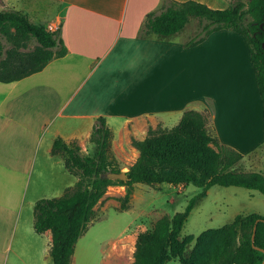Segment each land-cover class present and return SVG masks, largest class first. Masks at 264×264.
Wrapping results in <instances>:
<instances>
[{
	"label": "crops",
	"instance_id": "1",
	"mask_svg": "<svg viewBox=\"0 0 264 264\" xmlns=\"http://www.w3.org/2000/svg\"><path fill=\"white\" fill-rule=\"evenodd\" d=\"M194 1L224 9L231 0ZM163 3L0 0V10L22 11L33 22L58 30L67 48L40 71L0 82V175H8L12 184L11 195L0 201V240L22 237L28 229L22 210L34 170L39 192L45 194L31 192L30 205L74 185L63 159L51 153L53 142L60 137L86 147L99 117L105 118L115 143L125 137L142 140L157 125L172 128L185 111L196 110L207 114V125L222 145L245 158L262 149V103L245 38L219 30L185 47L191 35L142 34L147 15L159 13ZM238 215L245 214L233 219ZM34 236V251L49 253L51 232Z\"/></svg>",
	"mask_w": 264,
	"mask_h": 264
},
{
	"label": "trees",
	"instance_id": "2",
	"mask_svg": "<svg viewBox=\"0 0 264 264\" xmlns=\"http://www.w3.org/2000/svg\"><path fill=\"white\" fill-rule=\"evenodd\" d=\"M190 17L204 23L185 47L199 44L219 30H231L245 38L264 123V0H231L224 9H213L194 0H164L159 13L147 15L141 33L168 38L179 33ZM31 43H35L32 48ZM66 52L58 30H48L22 11L0 10V82H14L38 72ZM112 139L105 118L99 117L89 137L94 146L91 154H84L76 142L66 143L60 137L53 142L52 155L63 159L76 181L62 195L40 198L34 204V231L51 232L52 264H71L76 242L93 220L95 207L108 187L125 186V195L119 199L120 209L125 210L135 184L194 185L201 191L189 200L184 211L161 216L138 235L132 264H164L170 256L180 257L182 264H264V216L254 213L238 215L222 227L205 231L189 256L184 257L185 242L192 237L180 238L183 226L210 187L237 186L264 195V174H242L231 169L243 156L211 136L201 112L185 111L176 126H157L150 128L142 140L131 138L138 157L126 171L125 180L107 177L108 173L121 172L112 157ZM211 143L219 150H214ZM209 236L215 238V244L206 256L200 257Z\"/></svg>",
	"mask_w": 264,
	"mask_h": 264
},
{
	"label": "rangeland",
	"instance_id": "3",
	"mask_svg": "<svg viewBox=\"0 0 264 264\" xmlns=\"http://www.w3.org/2000/svg\"><path fill=\"white\" fill-rule=\"evenodd\" d=\"M203 23L204 21L198 18L190 17L184 28L175 35L181 38L193 36L201 29ZM228 33L235 35L232 31H228ZM237 37L244 40L241 36ZM3 43L8 47L6 41L3 40ZM34 44L31 43L30 48ZM201 113L206 117L208 132L214 139H217L214 130L207 125V114ZM126 139L128 138H119L115 143H112L111 147L112 157L117 161L121 171H127L138 157L131 141ZM218 143L222 145L219 141ZM210 146L216 151L219 150L212 143ZM84 147H82L84 154L93 152L94 146L89 141ZM231 169L242 174L253 172L264 174V149L257 150L246 158L243 157L240 161L235 162ZM30 183V190L22 210L23 217L28 216L27 233L25 232L22 237L16 236L14 240L13 235L0 240V264H52L49 253H36L34 246L31 245L34 243L30 237H35L33 230L34 205L29 203L32 198L31 192L34 195L45 193L39 192L35 170ZM11 187L12 184L8 175L1 174L0 201L3 196L7 198L11 195ZM200 191L201 189L194 185L185 187L170 184H135L126 209L121 210L119 199L125 195V186H110L104 197L96 205L93 220L76 242L72 255L73 264H132L138 235L151 228L161 216H173L177 212L184 211L189 200ZM236 213L264 214V195L257 190L243 187L213 186L207 198L203 199L190 212L183 226L180 238L183 240L189 236L192 237L191 240L185 242L184 257H188L193 251L197 239L202 233L231 222ZM208 238L201 250L200 257L206 256L215 244L213 236ZM164 264L182 263L180 257L170 256Z\"/></svg>",
	"mask_w": 264,
	"mask_h": 264
},
{
	"label": "water",
	"instance_id": "4",
	"mask_svg": "<svg viewBox=\"0 0 264 264\" xmlns=\"http://www.w3.org/2000/svg\"><path fill=\"white\" fill-rule=\"evenodd\" d=\"M107 177L108 178H111V179H122V180H125L126 179V171H121L119 173H108L107 174ZM253 239V237H252Z\"/></svg>",
	"mask_w": 264,
	"mask_h": 264
},
{
	"label": "built area",
	"instance_id": "5",
	"mask_svg": "<svg viewBox=\"0 0 264 264\" xmlns=\"http://www.w3.org/2000/svg\"><path fill=\"white\" fill-rule=\"evenodd\" d=\"M48 30L53 31V28H50V29H48ZM54 31H56V30H54Z\"/></svg>",
	"mask_w": 264,
	"mask_h": 264
}]
</instances>
